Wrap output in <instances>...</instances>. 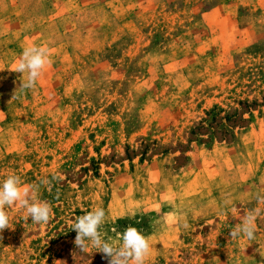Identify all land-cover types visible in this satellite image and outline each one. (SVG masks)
Returning a JSON list of instances; mask_svg holds the SVG:
<instances>
[{
	"label": "rangeland",
	"instance_id": "obj_1",
	"mask_svg": "<svg viewBox=\"0 0 264 264\" xmlns=\"http://www.w3.org/2000/svg\"><path fill=\"white\" fill-rule=\"evenodd\" d=\"M82 1L69 17L49 0L20 7L16 32L0 37V182L61 176L38 190L48 224L6 209L0 264H108L74 244L75 218L96 208L106 240L129 226L148 238L145 264H264V0ZM46 23L48 33H18ZM30 46L51 64L20 90L27 73L14 69ZM253 101L249 117L239 103ZM208 130V144L194 140ZM258 207L256 239H231Z\"/></svg>",
	"mask_w": 264,
	"mask_h": 264
},
{
	"label": "clouds",
	"instance_id": "obj_2",
	"mask_svg": "<svg viewBox=\"0 0 264 264\" xmlns=\"http://www.w3.org/2000/svg\"><path fill=\"white\" fill-rule=\"evenodd\" d=\"M50 64L51 60L46 48L26 47L14 69L15 72L23 75L27 73L26 80H22L19 89H34L44 69ZM13 98H15L14 95ZM60 180L61 176L56 174L51 179H41L38 185L21 186V178L18 175H10L0 182V233L12 228L7 208L16 207L23 210L26 221L31 218L34 224H48L53 216V210L47 201L39 199L38 190L40 186H47L51 190L53 181ZM257 201L264 204V195L258 194ZM261 214L262 209L259 207L249 211L229 232L230 238L254 241L256 239L255 221ZM105 220L106 213L103 208H96L75 218L71 230L77 233L74 240L76 247L81 252L88 251L90 247L96 249V252L104 254L108 264H145L151 251L148 238L137 228L129 226L119 234L117 242L106 240L101 231ZM181 227L187 229L189 225L185 222Z\"/></svg>",
	"mask_w": 264,
	"mask_h": 264
},
{
	"label": "crops",
	"instance_id": "obj_3",
	"mask_svg": "<svg viewBox=\"0 0 264 264\" xmlns=\"http://www.w3.org/2000/svg\"><path fill=\"white\" fill-rule=\"evenodd\" d=\"M45 0H39V1H29V0H0V7L1 6H6L9 7L7 9L6 14L0 16V22L3 23V27L2 30H0V37L3 38L6 35H14L13 33H15L16 31H14V24L18 21H16V19H18L19 16L25 17V15H23L24 13H22V8L23 6L26 5H42L44 4ZM50 2H52V5H54V7H56V10L54 12V17L57 16H62V15H66V16H71V13H75L77 7L82 6L83 4L86 5L88 4L87 2H83L82 0H49ZM96 2V1H95ZM87 6V5H86ZM18 7V8H17ZM31 14V13H30ZM32 16L37 15L36 12H33L31 14ZM27 21L31 20L30 18L26 19ZM52 18H50L49 21H51ZM46 23V25H44L43 27H41L40 29H30L29 27H26V24L24 27H26L25 29L22 30V25L18 28V33H48V31L50 29H52L51 24Z\"/></svg>",
	"mask_w": 264,
	"mask_h": 264
},
{
	"label": "trees",
	"instance_id": "obj_4",
	"mask_svg": "<svg viewBox=\"0 0 264 264\" xmlns=\"http://www.w3.org/2000/svg\"><path fill=\"white\" fill-rule=\"evenodd\" d=\"M239 104H240V105H241V104H242V105L244 104V107H247V109H245L247 112H248V109H249L250 105H252V106H257V105H258V104L255 103V101L251 102V104H248V105H246V103H244V102H240ZM220 111H221V109H218V108H216V107H212V108H211L208 112H206L205 114L212 113L211 115L214 117L215 115H218ZM234 115H235V112L233 111L232 114H230V115H226L225 120H227V118H229V116L233 117ZM248 116H249V117L251 116L249 112H248ZM239 120H240L242 123H245V121H247V120H242V119H240V117H239ZM70 124L73 126V125L75 124V119H73V118L70 119ZM198 127H200V125H196L195 127L191 128L189 134H193V133H194L195 136H196V135L198 136L199 134H201V133H197ZM200 128H202V127H200ZM203 132H204V131H203ZM204 134H207V138L202 139V138H200V137H195L194 140H195L196 142H198V143L203 142V143L208 144V139H210V138L213 136V133H212V131L208 130V132L205 131ZM154 143H155L154 141H153V142H150L151 145H153ZM150 144H146V143H145V144H143V145L140 146V149H139V151H138V154L140 155V156H139V159H140V160L143 159V158L145 157L146 152L148 151ZM177 149H178V151H179V156H180L181 158H183V159H187V156L184 154V150H182L181 145H178V146H177ZM165 151H166L165 149H162V150H161V152H165ZM126 156H127V153H126ZM141 226L144 227L143 229H145V227H146V225L144 224V222L142 223Z\"/></svg>",
	"mask_w": 264,
	"mask_h": 264
}]
</instances>
